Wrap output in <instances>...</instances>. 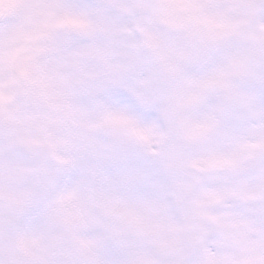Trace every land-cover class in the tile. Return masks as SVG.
Returning <instances> with one entry per match:
<instances>
[{
    "label": "clouds",
    "instance_id": "obj_1",
    "mask_svg": "<svg viewBox=\"0 0 264 264\" xmlns=\"http://www.w3.org/2000/svg\"><path fill=\"white\" fill-rule=\"evenodd\" d=\"M0 264H264V0H0Z\"/></svg>",
    "mask_w": 264,
    "mask_h": 264
}]
</instances>
